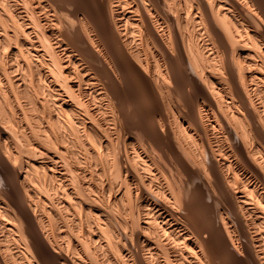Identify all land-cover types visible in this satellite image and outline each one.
Returning a JSON list of instances; mask_svg holds the SVG:
<instances>
[{
    "label": "bare ground",
    "instance_id": "1",
    "mask_svg": "<svg viewBox=\"0 0 264 264\" xmlns=\"http://www.w3.org/2000/svg\"><path fill=\"white\" fill-rule=\"evenodd\" d=\"M0 264H264V0H0Z\"/></svg>",
    "mask_w": 264,
    "mask_h": 264
}]
</instances>
